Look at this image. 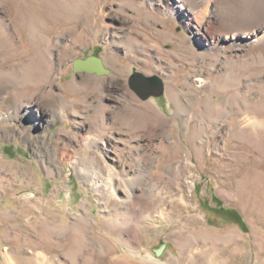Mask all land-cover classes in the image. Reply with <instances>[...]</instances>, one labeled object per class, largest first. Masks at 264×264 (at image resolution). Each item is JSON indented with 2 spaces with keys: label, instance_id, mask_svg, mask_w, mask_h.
I'll use <instances>...</instances> for the list:
<instances>
[{
  "label": "rangeland",
  "instance_id": "obj_1",
  "mask_svg": "<svg viewBox=\"0 0 264 264\" xmlns=\"http://www.w3.org/2000/svg\"><path fill=\"white\" fill-rule=\"evenodd\" d=\"M203 5L0 0V264H264V0Z\"/></svg>",
  "mask_w": 264,
  "mask_h": 264
},
{
  "label": "water",
  "instance_id": "obj_2",
  "mask_svg": "<svg viewBox=\"0 0 264 264\" xmlns=\"http://www.w3.org/2000/svg\"><path fill=\"white\" fill-rule=\"evenodd\" d=\"M100 58L91 56L88 58L78 59L75 62V66L77 69H83L87 71H93L96 73H103L105 72L104 67L101 63ZM132 86L134 87L135 91L142 97H147L151 94L159 95L163 91V84L159 77L152 76H142L139 73H134L132 76ZM165 244H162L159 248L156 249L158 255L161 254L160 252L163 251Z\"/></svg>",
  "mask_w": 264,
  "mask_h": 264
},
{
  "label": "bare ground",
  "instance_id": "obj_3",
  "mask_svg": "<svg viewBox=\"0 0 264 264\" xmlns=\"http://www.w3.org/2000/svg\"><path fill=\"white\" fill-rule=\"evenodd\" d=\"M201 1H205V4L206 5H203L204 6V8H202L201 9V11L199 12V13H202V12H207V8L209 7V5H210V3L212 2V0H201ZM218 1V4L219 3H226V4H229L230 2H232V1H234V0H217ZM257 0H238V2H240V3H243V4H248V3H250V2H256ZM198 10V9H197ZM177 11H181V8H177ZM195 20V19H194ZM193 20V21H194ZM204 18H200V17H198V19H197V25H198V31L199 30H204V32H206V34H207V36H205L202 40L203 41H205V44H207L206 42L208 41L209 43H208V45L210 44V45H214V44H216L217 42H218V40L221 38V36H223L224 35V37H225V35H227L228 34V31H226V32H223L224 31V28H221V27H216V26H210L209 25V27L208 28H205V27H203V26H201V25H203V22H204ZM238 20V19H237ZM239 22V21H238ZM194 25V24H193ZM193 25H191V26H193ZM207 25V24H206ZM205 26V25H204ZM239 28V27H238ZM263 28H264V25H260V27H258V31H261V30H263ZM195 29V28H194ZM251 29V28H250ZM239 30V29H238ZM247 30V29H246ZM232 31V30H231ZM250 34V35H253V33H250V32H245V31H241V34ZM235 34H237V33H235ZM96 35V34H95ZM211 35H214V36H211ZM231 37V36H230ZM196 41H199V39L196 37V39H195ZM201 40V39H200ZM203 41H200V42H203ZM196 81L199 83V85H204V84H206L207 86H209L210 85V83L212 82L211 80H209V79H205V78H203V77H197V79H196ZM65 95V94H64ZM64 101V100H63ZM41 103V102H40ZM39 103V104H40ZM35 105H36V103H35ZM37 106L38 107H40L41 106V104L40 105H38L37 104ZM37 107V109L39 110V108ZM78 107V106H77ZM161 123H162V121H161ZM160 122H159V124H161ZM108 166V165H107ZM106 166V167H107ZM110 167V166H109ZM113 171V170H112ZM107 173V172H106ZM111 173V172H110ZM109 184V183H108ZM105 185H106V183H105ZM107 186V185H106ZM112 189V188H111ZM111 191V190H110Z\"/></svg>",
  "mask_w": 264,
  "mask_h": 264
}]
</instances>
